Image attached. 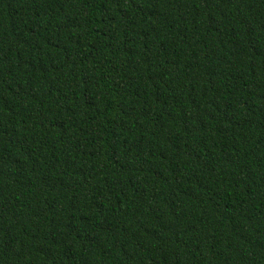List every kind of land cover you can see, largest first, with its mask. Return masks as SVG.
Returning <instances> with one entry per match:
<instances>
[{"label":"trees","instance_id":"trees-1","mask_svg":"<svg viewBox=\"0 0 264 264\" xmlns=\"http://www.w3.org/2000/svg\"><path fill=\"white\" fill-rule=\"evenodd\" d=\"M0 264H264V0H0Z\"/></svg>","mask_w":264,"mask_h":264}]
</instances>
